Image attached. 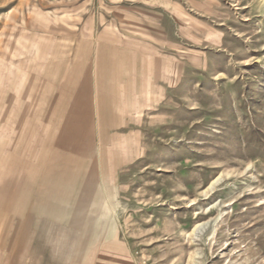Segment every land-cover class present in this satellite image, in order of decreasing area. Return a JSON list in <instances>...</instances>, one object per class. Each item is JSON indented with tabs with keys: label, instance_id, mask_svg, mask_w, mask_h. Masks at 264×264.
Returning a JSON list of instances; mask_svg holds the SVG:
<instances>
[{
	"label": "rangeland",
	"instance_id": "obj_1",
	"mask_svg": "<svg viewBox=\"0 0 264 264\" xmlns=\"http://www.w3.org/2000/svg\"><path fill=\"white\" fill-rule=\"evenodd\" d=\"M0 264H264V0H0Z\"/></svg>",
	"mask_w": 264,
	"mask_h": 264
}]
</instances>
